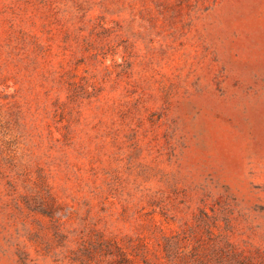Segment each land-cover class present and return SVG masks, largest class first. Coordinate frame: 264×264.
<instances>
[{
  "label": "rangeland",
  "instance_id": "obj_1",
  "mask_svg": "<svg viewBox=\"0 0 264 264\" xmlns=\"http://www.w3.org/2000/svg\"><path fill=\"white\" fill-rule=\"evenodd\" d=\"M0 264H264V0H0Z\"/></svg>",
  "mask_w": 264,
  "mask_h": 264
}]
</instances>
